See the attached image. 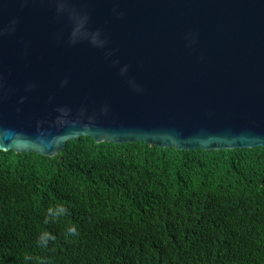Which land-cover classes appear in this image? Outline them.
I'll return each instance as SVG.
<instances>
[{
	"label": "water",
	"instance_id": "water-1",
	"mask_svg": "<svg viewBox=\"0 0 264 264\" xmlns=\"http://www.w3.org/2000/svg\"><path fill=\"white\" fill-rule=\"evenodd\" d=\"M60 2L0 0V151L264 147V0ZM70 13L88 18L75 43Z\"/></svg>",
	"mask_w": 264,
	"mask_h": 264
},
{
	"label": "trees",
	"instance_id": "trees-1",
	"mask_svg": "<svg viewBox=\"0 0 264 264\" xmlns=\"http://www.w3.org/2000/svg\"><path fill=\"white\" fill-rule=\"evenodd\" d=\"M68 215L54 219L58 205ZM76 225L79 235L66 239ZM43 231L56 239L46 248ZM29 257L30 259H25ZM264 264V147L0 151V264Z\"/></svg>",
	"mask_w": 264,
	"mask_h": 264
},
{
	"label": "clouds",
	"instance_id": "clouds-1",
	"mask_svg": "<svg viewBox=\"0 0 264 264\" xmlns=\"http://www.w3.org/2000/svg\"><path fill=\"white\" fill-rule=\"evenodd\" d=\"M57 11L58 12L66 11L65 3L63 2V0H61V2L59 3ZM70 16L73 18V21H74V30L72 33V37H73L72 42L75 43L77 34L84 32V28H85V25L87 23L88 18L86 15H76L75 13H70ZM12 24H13V27L9 30H14L15 21H13ZM85 34L90 36L91 43H93L97 47H101V48L104 47L105 41L100 38L99 32L85 33ZM113 63L118 65L119 61L114 60ZM119 71H120L121 76H126L127 72H128V66L124 65V66L120 67ZM129 84H130V86L133 87V89L135 91H137V92L143 91V89L140 88L139 86H137L134 81H129ZM66 215H68V209L64 205L61 204V205L56 206L55 208L50 207L48 209V213H47V217L45 219V223L48 222V217H52L54 219H59L60 217H63ZM78 235H79V232H78V228L76 225H70L69 227H67L66 232H65V238L66 239L71 238V237H76ZM55 239H56V237L52 233H50L48 231H43L40 234V237L38 239L37 244L39 247L46 248L48 246L49 242L55 241ZM25 259L27 260L30 258L25 257ZM41 264H43V262H41Z\"/></svg>",
	"mask_w": 264,
	"mask_h": 264
}]
</instances>
